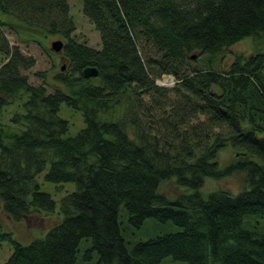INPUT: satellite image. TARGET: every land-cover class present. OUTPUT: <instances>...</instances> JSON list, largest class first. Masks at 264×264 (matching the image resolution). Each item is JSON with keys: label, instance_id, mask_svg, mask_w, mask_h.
Listing matches in <instances>:
<instances>
[{"label": "trees", "instance_id": "1", "mask_svg": "<svg viewBox=\"0 0 264 264\" xmlns=\"http://www.w3.org/2000/svg\"><path fill=\"white\" fill-rule=\"evenodd\" d=\"M68 10L67 0H0L1 209L16 222L29 213L51 217L55 200L36 176L75 183L43 235L23 242L0 224V238L12 243L0 264H75L86 236L93 264H157L166 256L171 264H264V49L235 53L219 69L212 63L241 38L264 37V0H82L98 48L71 37ZM2 27L65 38L69 63L50 90L28 81L33 58L8 44ZM192 54H206L207 63L195 66ZM87 65L97 75L85 76ZM166 73L175 77L170 87L155 82ZM169 90L175 97L166 105L156 100L162 113L145 105L144 94ZM18 99L22 110L6 111L4 122L3 108ZM62 102L83 116L74 135H64ZM225 145L238 154L220 164ZM233 171L243 172L241 189L203 191L205 177ZM166 180L177 193L162 189ZM121 206L133 226L155 217L179 229L129 246Z\"/></svg>", "mask_w": 264, "mask_h": 264}, {"label": "rangeland", "instance_id": "2", "mask_svg": "<svg viewBox=\"0 0 264 264\" xmlns=\"http://www.w3.org/2000/svg\"><path fill=\"white\" fill-rule=\"evenodd\" d=\"M69 10L68 16H72L74 20V28L70 35L74 40L84 41L86 44L93 47H100V37L99 32L95 29L94 25L91 23L89 18H87L82 11V0H67ZM3 36L8 41V44H18L22 53L31 56L33 58V63L24 70L28 81L34 84L44 82L47 85V90L51 89V84L54 80V75L59 70V68L66 70L68 66V61L63 54V51H55L51 48V41L54 39H61L64 41V37L58 35L57 33H46V34H36L30 33L29 35L17 36L14 32H11L8 28L2 27ZM257 35H248L240 40L232 43L231 45L225 47L213 57V67L219 69L220 66L226 67L233 60L235 53H241V55H249L253 51L264 49V37L260 38ZM200 54V53H198ZM192 57V64L195 66L204 65V61H207L208 57L203 54L200 58ZM204 60V61H203ZM3 61L2 53H0V62ZM172 84H168L170 87ZM175 97L172 91H168L166 95H155V99H151L149 95L144 94L143 100L145 105L150 103L156 104V109L153 111L160 113L162 108L159 109V104L156 100H159L160 104L165 100L168 103L169 99ZM25 95L23 96V99ZM22 99V100H23ZM22 100H15L13 103L7 104L2 112L1 118L4 122H9L8 114H11L14 110H22L21 102ZM148 105V106H149ZM165 111L167 108H164ZM7 111V112H6ZM5 113V114H4ZM162 113V112H161ZM58 114L64 117L68 121V128L64 133L65 136L74 135L83 125L84 120L81 111L78 109H73L69 107L66 103L62 102L58 108ZM226 146V145H225ZM237 152L231 146H226L219 151L220 164L229 163L233 161L234 156H237ZM44 171L40 172L36 179L39 183V188L43 191L48 192L56 203V208L52 212L53 216L47 217L45 219H39V217L34 213H29L21 221H13L7 216L0 206V224L4 230H11L12 235L19 239L20 241L26 242L36 236H41L45 233L49 225L54 222V217L58 215L60 218L62 215L58 213V206L60 203V197L68 191L75 189V183L72 181L55 183L47 181L43 178ZM244 175L243 172L233 171L227 175L219 178L205 177L203 183V191H207L213 188L222 187L230 191L236 192L243 187ZM162 189L169 195H173L178 192V187L173 185L170 181L166 180L162 182ZM43 216L46 212L37 211ZM118 221L120 223L121 232L126 243L131 246L135 241L140 239H145L147 237L154 236L156 234H161L165 232H172L179 229L171 220H158L155 217H146L142 224L138 227L133 226L128 223L127 213L123 206L118 210ZM91 244L90 237H82L78 243V248L76 251L75 264H93L97 254L95 251H87ZM12 251V243L7 238H0V263L4 262ZM175 261L172 260L170 256L164 257L157 264H171Z\"/></svg>", "mask_w": 264, "mask_h": 264}, {"label": "water", "instance_id": "3", "mask_svg": "<svg viewBox=\"0 0 264 264\" xmlns=\"http://www.w3.org/2000/svg\"><path fill=\"white\" fill-rule=\"evenodd\" d=\"M62 46H63V42L59 38L51 41V48L55 51L61 50ZM192 56L194 57V54H192ZM82 72L85 76H95L98 73L97 68L95 66H92V65L85 66L82 69Z\"/></svg>", "mask_w": 264, "mask_h": 264}, {"label": "built area", "instance_id": "4", "mask_svg": "<svg viewBox=\"0 0 264 264\" xmlns=\"http://www.w3.org/2000/svg\"><path fill=\"white\" fill-rule=\"evenodd\" d=\"M155 81L159 84L168 85V84H173L175 82V78L172 74L166 73L156 78Z\"/></svg>", "mask_w": 264, "mask_h": 264}, {"label": "flooded vegetation", "instance_id": "5", "mask_svg": "<svg viewBox=\"0 0 264 264\" xmlns=\"http://www.w3.org/2000/svg\"><path fill=\"white\" fill-rule=\"evenodd\" d=\"M61 51V50H60Z\"/></svg>", "mask_w": 264, "mask_h": 264}]
</instances>
